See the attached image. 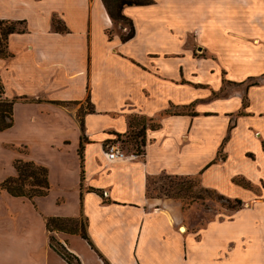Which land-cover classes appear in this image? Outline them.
Listing matches in <instances>:
<instances>
[{
	"label": "crops",
	"instance_id": "1",
	"mask_svg": "<svg viewBox=\"0 0 264 264\" xmlns=\"http://www.w3.org/2000/svg\"><path fill=\"white\" fill-rule=\"evenodd\" d=\"M121 13L134 27L125 41L103 0H0V19L25 21L0 59L4 96L18 98L0 183L20 159L47 168L50 185L33 203L0 191V264H68L50 236L80 264H264V0ZM131 117L147 121L141 152L109 162ZM160 175L197 177L241 207L193 228L178 200L148 195ZM48 218H83L88 240L48 232Z\"/></svg>",
	"mask_w": 264,
	"mask_h": 264
},
{
	"label": "trees",
	"instance_id": "2",
	"mask_svg": "<svg viewBox=\"0 0 264 264\" xmlns=\"http://www.w3.org/2000/svg\"><path fill=\"white\" fill-rule=\"evenodd\" d=\"M103 2L111 19L115 22L121 21L125 23L128 28L127 32L121 35V39L123 41L130 39L134 35V27L131 20L126 18L121 13V8L124 4H144L147 2V0H103ZM24 24V20L13 21L0 19V59H8L11 57V54L7 49L8 35L14 32H24ZM52 25L54 30L58 32L66 31V27L63 22L56 16L52 17ZM17 101L18 98L9 100L4 96V87L0 81V132L12 127L13 107ZM146 123L147 121L143 117H131L129 120L130 131L125 138L135 144L137 139L139 138V145L143 146V131L145 129ZM13 167L16 171V176L9 177L1 182L0 191H5L7 194L15 198H25L32 203L35 198L44 197L48 194L50 185L48 180L47 168L37 165L33 161H22L20 159H15L13 161ZM184 179H196L198 185L200 186V189L203 192L208 194H216L219 198L226 200L229 203H234L233 206L230 207L231 212L241 207V203L239 201H231L225 199L216 192L201 187L199 179L197 177H184ZM174 190H176L174 194L166 195V197L177 199L181 197L180 193H183L187 196L189 193H191L192 185L187 183L176 185V187H174ZM76 223V219L48 218L46 219V230L50 233L63 232L66 234H80L82 239L88 240L85 234V230L82 231V229H79L76 226ZM49 241L51 248L54 249L68 264H80L78 260L66 249L61 247L52 236H50Z\"/></svg>",
	"mask_w": 264,
	"mask_h": 264
},
{
	"label": "rangeland",
	"instance_id": "3",
	"mask_svg": "<svg viewBox=\"0 0 264 264\" xmlns=\"http://www.w3.org/2000/svg\"><path fill=\"white\" fill-rule=\"evenodd\" d=\"M116 24L126 25L125 23L118 21ZM88 110V108H87ZM82 112L79 113L78 117ZM145 122V120H144ZM121 148L123 151L141 152V146L139 145V138L136 144L130 142L127 138L120 140ZM17 151H23L21 147L14 148ZM11 168V162L9 154L4 150L0 151V178L4 174L8 173ZM191 184L192 190L187 196L180 193L181 197L177 198L184 210V217L186 221L193 227L198 228L204 225V223L211 217L217 215L229 214L230 207L234 203L227 202L219 198L216 194L205 193L200 189L196 179L186 180L184 177H171L160 175L152 177L148 180L147 192L149 196L153 197H166V195H172L176 192L174 187L180 184ZM76 226L82 231L85 230V221L83 218L76 219ZM74 226V225H73Z\"/></svg>",
	"mask_w": 264,
	"mask_h": 264
},
{
	"label": "built area",
	"instance_id": "4",
	"mask_svg": "<svg viewBox=\"0 0 264 264\" xmlns=\"http://www.w3.org/2000/svg\"><path fill=\"white\" fill-rule=\"evenodd\" d=\"M105 158L109 161V162H116L119 160H123L125 158H127L124 155V152L121 148V144L120 142H117L115 145L110 146L106 152H104Z\"/></svg>",
	"mask_w": 264,
	"mask_h": 264
}]
</instances>
